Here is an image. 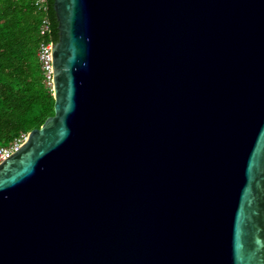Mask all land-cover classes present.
<instances>
[{
	"label": "water",
	"instance_id": "obj_1",
	"mask_svg": "<svg viewBox=\"0 0 264 264\" xmlns=\"http://www.w3.org/2000/svg\"><path fill=\"white\" fill-rule=\"evenodd\" d=\"M52 8L54 112L0 162V264H264V0Z\"/></svg>",
	"mask_w": 264,
	"mask_h": 264
},
{
	"label": "trees",
	"instance_id": "obj_2",
	"mask_svg": "<svg viewBox=\"0 0 264 264\" xmlns=\"http://www.w3.org/2000/svg\"><path fill=\"white\" fill-rule=\"evenodd\" d=\"M34 2L0 0V146L39 127L54 112L36 52L41 41L57 40V22L53 0H47L45 10ZM44 17L46 32L40 29Z\"/></svg>",
	"mask_w": 264,
	"mask_h": 264
},
{
	"label": "built area",
	"instance_id": "obj_3",
	"mask_svg": "<svg viewBox=\"0 0 264 264\" xmlns=\"http://www.w3.org/2000/svg\"><path fill=\"white\" fill-rule=\"evenodd\" d=\"M34 4L45 10L47 8V0H35ZM40 29L42 32L49 30L48 19L42 18L40 22ZM51 41L43 40L39 43L37 48V58L40 65V69L43 75V83L46 87L52 91V70H51V55H50ZM26 138L25 133H20L10 143L0 146V162L9 154L18 149Z\"/></svg>",
	"mask_w": 264,
	"mask_h": 264
}]
</instances>
